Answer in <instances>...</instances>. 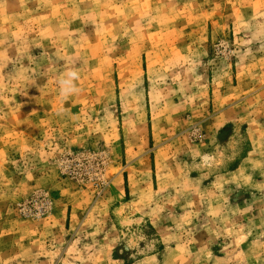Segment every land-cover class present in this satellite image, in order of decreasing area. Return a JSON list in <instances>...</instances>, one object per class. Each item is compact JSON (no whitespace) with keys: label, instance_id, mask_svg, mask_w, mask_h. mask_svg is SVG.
I'll list each match as a JSON object with an SVG mask.
<instances>
[{"label":"rangeland","instance_id":"1","mask_svg":"<svg viewBox=\"0 0 264 264\" xmlns=\"http://www.w3.org/2000/svg\"><path fill=\"white\" fill-rule=\"evenodd\" d=\"M0 264H264V0H0Z\"/></svg>","mask_w":264,"mask_h":264},{"label":"built area","instance_id":"2","mask_svg":"<svg viewBox=\"0 0 264 264\" xmlns=\"http://www.w3.org/2000/svg\"><path fill=\"white\" fill-rule=\"evenodd\" d=\"M45 210H46V208H45V205H44V208L42 209V211H41V212H42V213H44V212H45Z\"/></svg>","mask_w":264,"mask_h":264},{"label":"clouds","instance_id":"3","mask_svg":"<svg viewBox=\"0 0 264 264\" xmlns=\"http://www.w3.org/2000/svg\"><path fill=\"white\" fill-rule=\"evenodd\" d=\"M70 75H71V76H75V75H76V73H71Z\"/></svg>","mask_w":264,"mask_h":264}]
</instances>
